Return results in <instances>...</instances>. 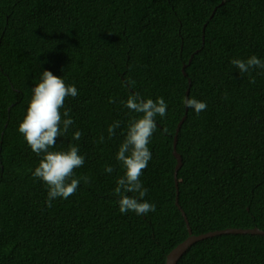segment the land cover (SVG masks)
<instances>
[{"label":"trees","instance_id":"16d2710c","mask_svg":"<svg viewBox=\"0 0 264 264\" xmlns=\"http://www.w3.org/2000/svg\"><path fill=\"white\" fill-rule=\"evenodd\" d=\"M252 55L264 60V0H0V264H167L189 236L177 198L194 235L264 232V70L230 63ZM45 69L78 89L53 150L76 145L75 176L90 178L51 207L32 176L41 157L18 131ZM133 94L167 105L140 177L155 204L145 215L122 214L113 194L116 154L142 115L122 103ZM186 96L207 108L196 115ZM176 264H264V233L198 240Z\"/></svg>","mask_w":264,"mask_h":264},{"label":"clouds","instance_id":"9594fccd","mask_svg":"<svg viewBox=\"0 0 264 264\" xmlns=\"http://www.w3.org/2000/svg\"><path fill=\"white\" fill-rule=\"evenodd\" d=\"M230 63L241 74H250L256 68L264 70V60L256 55H252L246 60L233 58ZM250 83H255V79H250ZM77 95L78 89L74 85L66 84L64 79L47 69L43 70L39 81L32 88L26 114L18 125L19 133L23 135L31 150L41 157L32 176L47 185L46 204L48 207L52 206V201L55 198L67 199L74 195L81 180L85 184L90 183L88 176H75V169L82 167L85 163L84 157L79 154L76 145L70 144L67 150H53L57 138L66 135L70 126L74 124V120L69 114L70 109H64L61 114L65 99L67 97L75 98ZM110 102L113 101L110 99ZM182 102L196 115L207 108L205 102L191 96L184 97ZM122 103L129 110L142 115L130 119L125 139L116 154V159L123 167L124 174L117 178L113 194L119 198V211L122 214L132 211L137 215H145L150 211H155V204L143 199L148 189L144 187L140 177L152 158L148 145L156 129L155 118L157 115L166 116L167 105L162 97L153 100L142 98L139 94L129 95L127 100ZM119 127V121H114L108 126L109 138L115 134V130ZM82 135L81 131L76 130L72 134V138L79 141ZM103 139L104 137L101 136L99 142H103ZM104 170L107 173L113 172L110 165L106 166Z\"/></svg>","mask_w":264,"mask_h":264},{"label":"water","instance_id":"95a60500","mask_svg":"<svg viewBox=\"0 0 264 264\" xmlns=\"http://www.w3.org/2000/svg\"><path fill=\"white\" fill-rule=\"evenodd\" d=\"M185 67L186 66H184L183 71H184L185 76H187V73L185 72ZM189 83H191V80H189ZM187 93H189V90ZM184 119H185V117L179 123V126L177 128V133L180 130V127L182 126ZM174 145H175L174 154L178 160V164L176 166V174H175L176 185H178L177 172H178L179 168L182 166L183 162H182L181 155L176 150L177 134L175 136ZM176 204L178 205L179 209L181 210V212L185 218V221H186L187 227H188V231H189V236L185 241L180 243L176 248H174L169 253L168 258H167V264H176L178 259L184 254V252L188 249L189 246H191L194 242L201 240V239H205L207 237L220 235V234H224V233H260V234L264 233L263 231H261L258 228H252V229H234V228H231V229H226V230H218V231L208 232V233H204V234H200V235H194V234H192L186 213L184 212V210L182 209V207L179 204L178 198L176 200Z\"/></svg>","mask_w":264,"mask_h":264}]
</instances>
